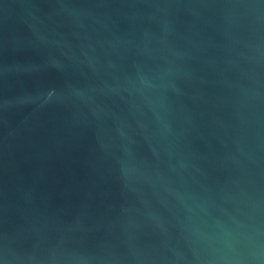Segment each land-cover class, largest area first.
I'll return each instance as SVG.
<instances>
[{"label": "water", "instance_id": "1", "mask_svg": "<svg viewBox=\"0 0 264 264\" xmlns=\"http://www.w3.org/2000/svg\"><path fill=\"white\" fill-rule=\"evenodd\" d=\"M0 264H264V0H0Z\"/></svg>", "mask_w": 264, "mask_h": 264}]
</instances>
